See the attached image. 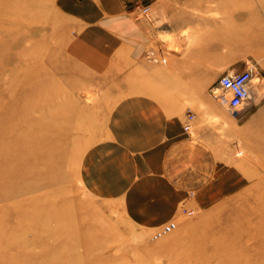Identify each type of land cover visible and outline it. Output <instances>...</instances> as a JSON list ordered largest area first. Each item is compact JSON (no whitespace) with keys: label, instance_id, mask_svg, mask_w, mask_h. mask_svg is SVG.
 <instances>
[{"label":"rangeland","instance_id":"1","mask_svg":"<svg viewBox=\"0 0 264 264\" xmlns=\"http://www.w3.org/2000/svg\"><path fill=\"white\" fill-rule=\"evenodd\" d=\"M158 3L148 17L136 10L153 24L152 49L139 73L122 75L121 64L97 70L80 57L57 0H0V264H264V0ZM249 68L260 93L234 114L218 80ZM134 94L212 125L220 159L245 180L212 207L182 210L169 221L176 230L158 239L83 179L115 105ZM21 168L25 180L6 190ZM27 181L38 187L19 190ZM18 209L30 213L25 231L14 226Z\"/></svg>","mask_w":264,"mask_h":264},{"label":"crops","instance_id":"2","mask_svg":"<svg viewBox=\"0 0 264 264\" xmlns=\"http://www.w3.org/2000/svg\"><path fill=\"white\" fill-rule=\"evenodd\" d=\"M159 1L57 0V5L75 23L85 62L97 70L121 64L122 75H134L152 49L154 31L151 21L138 18L136 5L153 10ZM208 103L218 107L217 101ZM186 113L149 94L122 98L106 138L85 156L87 187L102 199L121 200L129 217L147 229L182 219L184 209L212 207L242 189L244 177L219 157L212 125L197 115L193 132L186 131Z\"/></svg>","mask_w":264,"mask_h":264},{"label":"built area","instance_id":"3","mask_svg":"<svg viewBox=\"0 0 264 264\" xmlns=\"http://www.w3.org/2000/svg\"><path fill=\"white\" fill-rule=\"evenodd\" d=\"M138 13L144 16H149L151 8L149 5H136ZM218 86L222 91V95L225 99L227 107L234 113L238 114L242 111H246L255 95L256 89L254 84V71L252 68L246 69L240 72L224 73L218 80ZM196 118V115L192 112H188L186 125L184 126L186 131L192 129V124ZM189 214H193V211H189ZM177 223L172 221L166 223L156 231L154 237L160 238L166 234H169L176 230Z\"/></svg>","mask_w":264,"mask_h":264},{"label":"bare ground","instance_id":"4","mask_svg":"<svg viewBox=\"0 0 264 264\" xmlns=\"http://www.w3.org/2000/svg\"><path fill=\"white\" fill-rule=\"evenodd\" d=\"M193 67H196V65L194 64L193 65ZM256 82V84H258V85H256L257 87H255V89H256V91H257V95L260 93V90H259V87H260V82H259V78H257L256 80H255ZM256 97V96H255ZM3 145V144H2ZM0 149H2L3 150V152H4V145H3V147L1 148V143H0ZM24 151V150H23ZM1 154V153H0ZM2 154H5V153H2ZM4 156L3 155H0V163L1 164H3L4 162H3V158ZM7 168V166H6V164L5 165H3V167L1 168L0 167V179H2L1 178V174H5V169ZM7 170V169H6ZM20 172H21V174H20ZM23 172H24V170H23V168H21V171H15L14 172V179H12V181L11 182H7V180H5V183H4V188L6 189V190H9L10 189V187H12L13 185H15V184H17L16 183V179H20L21 177L24 179L25 178V175H23ZM21 180V179H20ZM25 180V179H24ZM38 183L39 182H37L36 181V183H33V181H30V183H28V181L27 182H23L22 184H21V186H19V185H17V186H19L20 187V189L19 190H23V189H26L27 187H38ZM31 184V185H30ZM2 186V182L0 181V187ZM15 195H16V193H15ZM20 195V193L18 192V195H17V197ZM7 197V196H6ZM9 197H13V196H9ZM26 198V200H29V198L28 197H25ZM14 199V198H13ZM2 201V200H1ZM36 203H35V202ZM34 201H32L33 203V205H37V201L36 200H34ZM18 208V207H17ZM37 208V207H36ZM30 213L27 211V212H22V211H20L19 212V209H18V219H19V221L20 220H23L22 222H18V224H16V225H14V226H19L20 227V225L22 226V228H21V230L22 231H25V227H27V225H28V223L29 222H27L26 221V219H25V217L26 216H28ZM6 217V216H5ZM37 217V216H36ZM6 225V224H5ZM1 226V225H0ZM14 226H11L9 229L10 230H13V232H16L17 230H15V229H18L17 227H14ZM69 227V226H68ZM66 228V227H65ZM68 229V228H67ZM67 231V230H66ZM22 233V232H21ZM20 234V233H19ZM22 237V236H21ZM19 243V242H18ZM31 246V245H30ZM17 247V246H16ZM20 248V247H19ZM63 249V248H62ZM19 250V249H18ZM21 250V249H20ZM53 255V254H52ZM63 255H64V253H63ZM50 257V256H49ZM18 258H19V255H18ZM55 258V257H54ZM19 263V262H18Z\"/></svg>","mask_w":264,"mask_h":264}]
</instances>
